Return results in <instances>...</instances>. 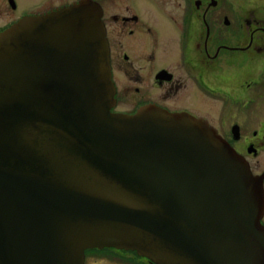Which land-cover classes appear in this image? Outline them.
<instances>
[{
	"label": "water",
	"instance_id": "obj_1",
	"mask_svg": "<svg viewBox=\"0 0 264 264\" xmlns=\"http://www.w3.org/2000/svg\"><path fill=\"white\" fill-rule=\"evenodd\" d=\"M115 94L95 2L0 34V264H264V176L206 121Z\"/></svg>",
	"mask_w": 264,
	"mask_h": 264
},
{
	"label": "flooded vegetation",
	"instance_id": "obj_2",
	"mask_svg": "<svg viewBox=\"0 0 264 264\" xmlns=\"http://www.w3.org/2000/svg\"><path fill=\"white\" fill-rule=\"evenodd\" d=\"M79 1L0 0V34ZM91 1L102 10L112 111L157 107L202 119L264 176V0ZM85 264L154 263L105 248L87 251Z\"/></svg>",
	"mask_w": 264,
	"mask_h": 264
},
{
	"label": "rangeland",
	"instance_id": "obj_3",
	"mask_svg": "<svg viewBox=\"0 0 264 264\" xmlns=\"http://www.w3.org/2000/svg\"><path fill=\"white\" fill-rule=\"evenodd\" d=\"M27 4H30V3H27Z\"/></svg>",
	"mask_w": 264,
	"mask_h": 264
}]
</instances>
